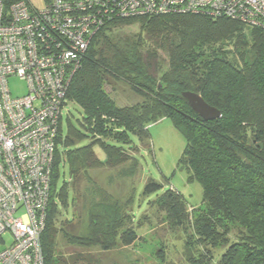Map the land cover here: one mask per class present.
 <instances>
[{
    "label": "trees",
    "instance_id": "obj_1",
    "mask_svg": "<svg viewBox=\"0 0 264 264\" xmlns=\"http://www.w3.org/2000/svg\"><path fill=\"white\" fill-rule=\"evenodd\" d=\"M129 24H138V32L120 31ZM117 82L143 100L117 105L106 90ZM185 91L201 95L220 116L201 117ZM66 98L82 116L73 124L68 115L65 131L59 122L40 234L44 264H94L90 248L106 251L138 239L136 188L116 196L89 170L128 163L125 173L133 175L140 163L132 136L148 145V125L162 118L185 139L178 162L200 184L202 205L192 212L178 190L151 178L139 196L162 212L180 240L179 261L264 264V28L194 12L113 19L92 37ZM65 164L68 179L58 186Z\"/></svg>",
    "mask_w": 264,
    "mask_h": 264
},
{
    "label": "built area",
    "instance_id": "obj_2",
    "mask_svg": "<svg viewBox=\"0 0 264 264\" xmlns=\"http://www.w3.org/2000/svg\"><path fill=\"white\" fill-rule=\"evenodd\" d=\"M172 11L264 28V0H0V264H44L40 234L70 79L105 24ZM26 84L12 96L9 77Z\"/></svg>",
    "mask_w": 264,
    "mask_h": 264
},
{
    "label": "rangeland",
    "instance_id": "obj_3",
    "mask_svg": "<svg viewBox=\"0 0 264 264\" xmlns=\"http://www.w3.org/2000/svg\"><path fill=\"white\" fill-rule=\"evenodd\" d=\"M33 6L43 7L45 0H28ZM122 33L134 34L138 32V24H129L120 28ZM8 85L12 96L26 93V84L18 77H9ZM106 90L111 98L119 106L139 103L142 96L133 92L124 82L107 85ZM70 121L77 124V119L81 118V109L72 102H67L62 110V125L65 131L67 116ZM149 144L140 142L137 137L132 136L134 145L138 147L135 156L139 160L140 166L132 174L125 173L128 163L114 168H100L89 170L93 181L106 186L110 192L116 196L127 197L132 188H136L135 200V221L134 226L138 234V239L128 245L115 246L109 250H103L99 246L90 248L94 257V264H183L180 260L181 245L179 239L173 235V231L164 220L162 212L155 207H147L146 200L139 196L144 182L154 179L164 184V187L172 186L178 190L186 199L192 212L202 205V189L197 181L188 180L187 169L178 162L185 145V139L181 131L176 128L169 118H162L148 125ZM96 155L104 158L99 147H95ZM129 152L134 153L131 148ZM60 178L58 186L63 179H68V166L65 164L60 168ZM139 196V197H138ZM137 198L138 201L137 204ZM140 204V206H139ZM139 206V207H138ZM65 213L70 216L72 213L71 201ZM60 246L67 247L65 238L58 235ZM68 247H67V250Z\"/></svg>",
    "mask_w": 264,
    "mask_h": 264
},
{
    "label": "water",
    "instance_id": "obj_4",
    "mask_svg": "<svg viewBox=\"0 0 264 264\" xmlns=\"http://www.w3.org/2000/svg\"><path fill=\"white\" fill-rule=\"evenodd\" d=\"M183 96L188 101L193 110L204 119L208 120L220 116V111L206 103L201 95L191 91H185L183 92Z\"/></svg>",
    "mask_w": 264,
    "mask_h": 264
}]
</instances>
